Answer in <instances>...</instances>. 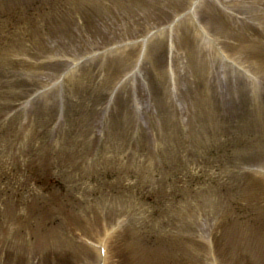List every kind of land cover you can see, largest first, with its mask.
Instances as JSON below:
<instances>
[{
  "label": "rangeland",
  "instance_id": "rangeland-1",
  "mask_svg": "<svg viewBox=\"0 0 264 264\" xmlns=\"http://www.w3.org/2000/svg\"><path fill=\"white\" fill-rule=\"evenodd\" d=\"M0 264H264V0H0Z\"/></svg>",
  "mask_w": 264,
  "mask_h": 264
}]
</instances>
